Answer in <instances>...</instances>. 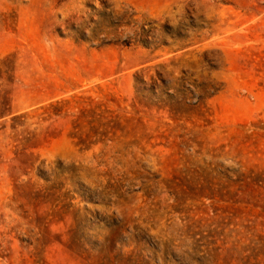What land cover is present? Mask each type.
Returning a JSON list of instances; mask_svg holds the SVG:
<instances>
[{
	"label": "rangeland",
	"instance_id": "374dc122",
	"mask_svg": "<svg viewBox=\"0 0 264 264\" xmlns=\"http://www.w3.org/2000/svg\"><path fill=\"white\" fill-rule=\"evenodd\" d=\"M0 264H264V0H0Z\"/></svg>",
	"mask_w": 264,
	"mask_h": 264
},
{
	"label": "trees",
	"instance_id": "16d2710c",
	"mask_svg": "<svg viewBox=\"0 0 264 264\" xmlns=\"http://www.w3.org/2000/svg\"><path fill=\"white\" fill-rule=\"evenodd\" d=\"M5 116V112H3L2 114L0 113V118Z\"/></svg>",
	"mask_w": 264,
	"mask_h": 264
}]
</instances>
